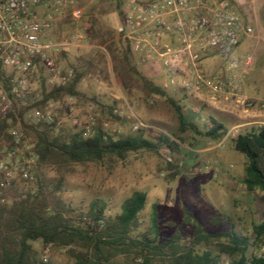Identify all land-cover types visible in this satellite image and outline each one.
Returning a JSON list of instances; mask_svg holds the SVG:
<instances>
[{
  "label": "rangeland",
  "instance_id": "374dc122",
  "mask_svg": "<svg viewBox=\"0 0 264 264\" xmlns=\"http://www.w3.org/2000/svg\"><path fill=\"white\" fill-rule=\"evenodd\" d=\"M78 3L82 10L81 18L72 23L67 16L60 15L50 33V37L57 41L70 39L74 33H86L85 37L64 49L58 59L57 66L61 72L76 69L82 77L75 87L78 95L59 99L56 107L49 111V121H55L53 134L63 136L80 131L82 122L91 116L94 127L100 128L102 121L108 123L102 130L112 138L140 137L155 143L158 135H163L175 146L172 149L163 145L156 150L140 149L128 153L123 160H104L100 163L38 164L35 160L29 164L33 179H14L13 186L21 192L32 191L36 179L55 181L58 175H62L63 201L71 206L86 208L91 199L100 198L106 204V214L116 213L121 201L132 191H141L145 193L144 206L137 215L138 226L132 235L150 232L154 212L157 242H163L173 234L179 236V242L190 241L195 222L211 236L233 232L246 238L248 245L244 255L251 257L257 247L253 243L252 228L264 222V190L245 188L242 179L246 160L232 149L231 144L237 134L264 125V75L260 72L254 74L259 86L245 83L244 79L246 100L242 103L231 99L210 103L202 97V93H198L197 99L165 90L164 96H148L137 88L123 90L119 79L110 70L108 57L104 56L101 60L95 55L101 47L88 41L82 23L86 18L93 17L105 28L113 30L120 3L118 7L114 0H79ZM117 40L114 34V41ZM244 57L242 55L236 60L242 63ZM131 64L159 86L160 74L143 68L134 56L131 57ZM39 90L40 87L36 88V92ZM166 97L183 108L185 122L193 124L200 134L188 127L183 131L178 129L176 115ZM105 106L113 108L110 114ZM29 115L31 111L26 112L23 121L34 124V118L28 120ZM213 117L226 129L225 134L216 140L202 134L209 127V118ZM16 125L9 122L6 131L16 128ZM133 126L137 128L133 130ZM25 140L30 143V138L25 137ZM21 151L22 148L16 152V157ZM3 193L4 199H7L9 189ZM184 210L191 214L189 222L182 221ZM217 242H225V238H212L209 245L200 243L196 248L215 253ZM30 246L36 264L75 262L67 248L42 246L39 241L30 242ZM71 250L73 254L83 252L74 246ZM110 263L139 264V260L116 257ZM218 264L230 262L221 255Z\"/></svg>",
  "mask_w": 264,
  "mask_h": 264
},
{
  "label": "trees",
  "instance_id": "16d2710c",
  "mask_svg": "<svg viewBox=\"0 0 264 264\" xmlns=\"http://www.w3.org/2000/svg\"><path fill=\"white\" fill-rule=\"evenodd\" d=\"M118 7L120 0H114ZM119 13V11H118ZM90 43L101 47L96 50L98 59L108 57L110 70L119 79L120 87L129 91L137 88L145 95L164 96L163 90L144 77L131 64V53L121 40L114 41L113 30L105 28L96 18L89 17L83 22ZM98 64V63H97ZM100 71V70H99ZM101 72V71H100ZM81 72L73 69L71 78L63 85L46 89L40 85L39 98L25 106L14 105L16 116L8 113L0 116V145H12V138L5 131L8 123H18L23 135L30 138L36 162L41 163H100L104 160H123L130 152L140 149L156 150L159 146L169 149L174 144L163 135H158L155 143L143 138L129 136L112 138L101 128L84 138L80 131L68 135H55V121L40 119L34 124L21 120L31 109L44 112L49 102L78 95L76 84ZM172 107L178 129H192L195 126L185 122L183 108L172 98L166 97ZM102 107V106H101ZM110 114L113 108L104 107ZM226 132L225 127L209 118V127L202 133L216 140ZM232 149L242 154L246 160L242 183L247 190H264V125L232 139ZM63 177L55 181L36 179L32 191L21 192L11 182L7 199H0V264H36L30 242L39 241L42 246L67 248L74 258V264H111L116 257L139 260V264H218L221 255L230 264H253L252 257L246 258L247 239L233 232L208 235L203 228L193 222V236L188 242H179L173 234L163 242L156 241L155 213L151 218L150 232L132 235L137 226V215L143 209L145 193L132 191L121 201L118 211L105 213V202L100 198L91 199L86 208L71 206L61 198ZM191 214L184 210L183 222H189ZM253 243L256 246L264 240V222L252 228ZM152 237H148L149 235ZM224 237L225 242H217L215 253L209 249L198 251V244H210L212 238ZM71 246L83 252L73 254ZM238 255L237 258H233Z\"/></svg>",
  "mask_w": 264,
  "mask_h": 264
},
{
  "label": "built area",
  "instance_id": "2783aa9c",
  "mask_svg": "<svg viewBox=\"0 0 264 264\" xmlns=\"http://www.w3.org/2000/svg\"><path fill=\"white\" fill-rule=\"evenodd\" d=\"M78 1L0 0V116L10 113L19 120L15 104L25 106L38 99L36 88L41 84L49 89L63 86L71 78V70H59L58 59L86 33H74L61 41L52 39L50 33L60 15L72 23L81 18ZM116 20L113 31L117 38L143 68L160 74L162 90L197 99L202 93L210 103L246 100L242 78L248 62H238L231 54L241 39L252 34V28L231 9L229 0H120ZM208 58L220 59L221 67L207 72L202 64ZM55 107L56 102H49L44 112L28 110V120L49 121L47 115ZM26 112L21 120L26 119ZM16 124L5 131L12 145H0L1 200L14 179H33L29 170V164L36 160L32 144L26 142ZM94 125L91 116L84 120L81 136L89 137ZM107 125L100 122L101 129ZM251 257L253 264H264V240Z\"/></svg>",
  "mask_w": 264,
  "mask_h": 264
},
{
  "label": "crops",
  "instance_id": "0c3cea01",
  "mask_svg": "<svg viewBox=\"0 0 264 264\" xmlns=\"http://www.w3.org/2000/svg\"><path fill=\"white\" fill-rule=\"evenodd\" d=\"M229 2L231 9L239 15L244 24L252 28V34L241 39L232 51L231 57L238 60L241 59L240 56L245 55L242 59L248 62L242 85L244 86L245 79V83L259 86L254 74L260 72L264 75V0H229ZM221 65L222 62L218 58H208L203 62V68L207 72L217 71Z\"/></svg>",
  "mask_w": 264,
  "mask_h": 264
}]
</instances>
